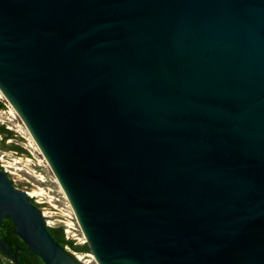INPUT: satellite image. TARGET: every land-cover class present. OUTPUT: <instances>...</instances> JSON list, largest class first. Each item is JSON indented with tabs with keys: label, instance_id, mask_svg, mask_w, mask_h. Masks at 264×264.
Segmentation results:
<instances>
[{
	"label": "water",
	"instance_id": "95a60500",
	"mask_svg": "<svg viewBox=\"0 0 264 264\" xmlns=\"http://www.w3.org/2000/svg\"><path fill=\"white\" fill-rule=\"evenodd\" d=\"M0 92L98 264H264V0H0ZM5 218L78 264L0 170Z\"/></svg>",
	"mask_w": 264,
	"mask_h": 264
},
{
	"label": "rangeland",
	"instance_id": "374dc122",
	"mask_svg": "<svg viewBox=\"0 0 264 264\" xmlns=\"http://www.w3.org/2000/svg\"><path fill=\"white\" fill-rule=\"evenodd\" d=\"M0 102L3 104V112H0V126H9L13 129H16V125H21V129L24 132H14L11 131L12 137H10L11 141L8 144H3L2 148L5 151H15L13 148L19 147L23 150V159L20 164L15 166L20 167L22 170L17 169H9L12 173L8 176L14 180V184L21 190L26 189L30 191L31 189L36 191H43L41 198L38 199L40 202H44L41 205L44 209L41 211L44 212L45 218L48 221H54L60 216L61 213H65V201L62 197V190L50 168V166L44 160L42 154L38 149H35V145L33 141L29 138L30 136L25 131L22 126V121L19 119L17 114L15 113L12 106L8 103L5 97L0 92ZM14 114L15 118H12L10 115ZM10 120V121H9ZM16 135V136H15ZM8 145V146H7ZM21 155V154H19ZM16 157L13 154H8L6 159L13 165L11 159H15ZM39 188L40 190L36 189ZM57 222L55 223V226ZM76 236L82 240V231L79 226L75 224ZM94 257V256H93ZM78 261V260H77ZM80 262V261H79ZM81 264H85V260H81ZM90 264H98L95 259L91 260Z\"/></svg>",
	"mask_w": 264,
	"mask_h": 264
},
{
	"label": "built area",
	"instance_id": "2783aa9c",
	"mask_svg": "<svg viewBox=\"0 0 264 264\" xmlns=\"http://www.w3.org/2000/svg\"><path fill=\"white\" fill-rule=\"evenodd\" d=\"M3 108L0 109V112L4 113ZM10 115L12 116V118H15L13 113H11ZM22 126L24 127L25 131L28 133V131L25 128L23 123H22ZM16 127H17L16 129H13L12 127L5 126L4 129H6L9 132H11V131L24 132L21 129V125L18 124V125H16ZM28 135H29V133H28ZM12 136L13 135H11V137ZM29 138L32 140L31 136ZM10 141H11L10 137L6 139L5 135L0 133V170L5 172L7 175L12 173L9 169H13L14 168V169H17V170H22L20 167L15 166V165L20 164L22 162V159H23V156H22L23 153H18L17 151H5V149L2 148L3 144H8V142H10ZM33 143H34V141H33ZM34 145H35V143H34ZM35 149H38L37 146L35 147ZM9 153L13 154V156L16 157L15 159H11V161L13 162V165H11L10 162L8 161V159H6V156ZM19 154H21V155H19ZM12 181L14 183V180H12ZM36 189L40 190L39 188H36ZM23 191L26 193V196L31 201H33L36 205L41 207L40 208L41 210L44 209L41 206V205L44 204V202L43 201L42 202L38 201V199L41 198V196L43 194V191L42 192H38V195H34V196L29 195V193H28L29 191H27L26 189H24ZM62 197L64 198V201H65V211L66 212L65 213H61L58 218L53 219L54 221H48L45 218L44 212L41 211V214H42V216H43V218L45 220V225H46L47 228H54V227L62 226L66 240L73 241L75 245H84L86 243V240H85L84 236L82 235V240L80 238H77V236H76V230L77 229L75 228V224L78 225V223H77V221L75 219L74 213H73V211H72V209H71V207H70V205H69V203H68V201H67V199H66L64 194H62ZM56 222H57V225L55 226ZM64 249L67 252H69L70 254H72L75 257V259L78 260V262L79 261L81 262V260L83 259V260H85V264H86V263H90L91 260H93V254L91 253V251L90 252H85V253H78V252L72 251L68 246H65Z\"/></svg>",
	"mask_w": 264,
	"mask_h": 264
},
{
	"label": "trees",
	"instance_id": "16d2710c",
	"mask_svg": "<svg viewBox=\"0 0 264 264\" xmlns=\"http://www.w3.org/2000/svg\"><path fill=\"white\" fill-rule=\"evenodd\" d=\"M2 108H3V104L0 102V109H2ZM0 133L4 134L6 139L11 137V135H12V133L7 131L6 129H4L3 126H0ZM13 148L18 153L23 152V150L19 147L14 146ZM14 229H15L14 225L9 219L3 220L2 226L0 228V238H1V240H3V242L7 243V245L9 247H11L12 250H14L15 244L21 242L17 236L13 235ZM48 230H49L51 236L55 239V241L63 249L65 246H68L72 251H75L78 253L90 252V249L86 243L84 245H75L73 241L66 240L62 226H58V227H54V228H48ZM1 253L2 252L0 251V254ZM67 253L70 254L69 252H67ZM2 255H3V253H2ZM70 255L75 259V257L72 254H70ZM77 263L81 264L78 261H77ZM0 264H2L1 261H0ZM19 264H44V263L36 255H34L30 252H23L19 256Z\"/></svg>",
	"mask_w": 264,
	"mask_h": 264
},
{
	"label": "flooded vegetation",
	"instance_id": "af4514ba",
	"mask_svg": "<svg viewBox=\"0 0 264 264\" xmlns=\"http://www.w3.org/2000/svg\"><path fill=\"white\" fill-rule=\"evenodd\" d=\"M8 176V175H7ZM8 178L12 181V179L8 176ZM13 182V181H12ZM14 184V183H13ZM15 185V184H14ZM16 187V186H15ZM18 188V187H17ZM37 208L38 210L40 211L41 213V207L36 205L33 201H31ZM42 216V214H41ZM43 217V216H42ZM5 219H8V218H5ZM11 221V220H10ZM3 223V222H2ZM2 226V225H1ZM0 226V228H1ZM15 228V227H14ZM15 230V229H14ZM14 233V231H13ZM15 235V234H13ZM17 236V235H15ZM18 237V236H17ZM19 238V237H18ZM19 240L21 241L20 243H17L15 244V247H14V250L11 249V247H9L7 245V243L3 242V240H1L0 238V241L3 245V247L5 248V250H2L0 248V251L3 253L0 254V261L2 262V264H19V256L20 254H22L23 252H29L27 251V246L25 245V243L19 238Z\"/></svg>",
	"mask_w": 264,
	"mask_h": 264
},
{
	"label": "bare ground",
	"instance_id": "6f19581e",
	"mask_svg": "<svg viewBox=\"0 0 264 264\" xmlns=\"http://www.w3.org/2000/svg\"><path fill=\"white\" fill-rule=\"evenodd\" d=\"M38 192H40V191H36V190H30L28 193H29V195H32V196H34V195H38ZM93 259H94V257H93ZM86 264H90V263H86Z\"/></svg>",
	"mask_w": 264,
	"mask_h": 264
}]
</instances>
